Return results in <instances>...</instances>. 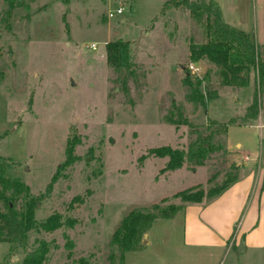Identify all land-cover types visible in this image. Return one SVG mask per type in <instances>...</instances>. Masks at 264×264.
I'll return each instance as SVG.
<instances>
[{
	"label": "rangeland",
	"instance_id": "obj_1",
	"mask_svg": "<svg viewBox=\"0 0 264 264\" xmlns=\"http://www.w3.org/2000/svg\"><path fill=\"white\" fill-rule=\"evenodd\" d=\"M166 1L0 0V157L8 161V178L22 182L29 197H41L35 220L56 213L63 222L51 233L30 231L23 247L0 243V264H20L40 241L48 249L43 264H120L117 252L109 258L108 242L129 210L180 205L174 193L205 189V180L215 171L220 180L230 164L264 186V107L252 125L226 126L223 164L212 157L194 170L184 164L163 171L167 159L149 155L162 146L183 149L189 126L241 122L253 86L248 73L245 87L221 88L212 64L192 61L188 45L203 39L202 30L186 10L164 5L160 12ZM235 3L251 19L257 0ZM117 6L121 13L108 18ZM262 25L264 36V19ZM112 41L128 43L136 71L127 95L105 62L104 46ZM188 64L202 71L191 77L207 75L203 90L217 95L204 109L184 100L181 79ZM172 102L187 123H166ZM73 138L75 159L62 167ZM182 216L180 210L171 219L157 218L142 235L140 250L126 253L122 264H225L234 234L216 254L200 253L204 248L189 239H197V232L183 234ZM198 218L194 212L192 223Z\"/></svg>",
	"mask_w": 264,
	"mask_h": 264
},
{
	"label": "trees",
	"instance_id": "obj_2",
	"mask_svg": "<svg viewBox=\"0 0 264 264\" xmlns=\"http://www.w3.org/2000/svg\"><path fill=\"white\" fill-rule=\"evenodd\" d=\"M4 1L9 5L17 2V0ZM167 1L161 10L165 7L164 5L166 8L170 7L174 10H186L190 18L202 30L203 39L188 45V56L192 61L197 62L203 59L212 64L215 68L217 85L220 87L243 88L246 86L248 73H252L253 86L250 102L245 107V116L241 122H235L232 119L226 123L207 120L202 127L189 126L191 138L183 149L162 146L151 149L149 155L167 159L163 171H174L180 169L184 164L190 170H194L203 166L212 157L216 164L221 161L223 164L226 157L224 146L226 126L250 124L256 118L258 111L263 110L264 46L255 44L248 34L223 23L216 5L211 1L205 3L195 0ZM128 51L129 47L126 41H112L104 46L105 62L115 72L117 86L125 95L128 92V83H134L137 78L134 66L129 61ZM183 70L185 74L181 79V86L184 89V100L204 109L205 102L216 96L213 90H203L207 75L204 73L202 77H191L188 71ZM172 106L174 113L164 118L166 123L175 126L181 122L187 123L182 119V108L173 102ZM75 144L74 138L67 140L66 159L62 163V167L70 165L74 161L72 151ZM6 161L0 157V243L23 247L30 231L51 233L59 229L63 222L56 213L42 221L35 220L34 213L41 197H29L28 188L22 182L7 177ZM218 174L219 171H215L205 180L207 186L205 189L195 186L174 193L173 198H178L180 205L168 204L159 207L155 204L149 210H129L111 234L108 242L111 250L109 258H114V252H117L118 260L122 264L126 253L140 250L142 235L150 229L157 218L171 219L189 204H207L230 185L245 177L248 171L230 164L226 169L221 170V178L216 181L215 178ZM49 184L46 186L47 191ZM67 224L71 225V221ZM47 252V245L40 241L22 257L20 264H43ZM79 264H84V262L81 260Z\"/></svg>",
	"mask_w": 264,
	"mask_h": 264
},
{
	"label": "crops",
	"instance_id": "obj_3",
	"mask_svg": "<svg viewBox=\"0 0 264 264\" xmlns=\"http://www.w3.org/2000/svg\"><path fill=\"white\" fill-rule=\"evenodd\" d=\"M206 1H211L216 5L223 23L248 34L255 44L264 46V36L260 32L263 29L264 19L262 0H257V3L254 4L255 10L251 19H249L246 10L238 9L236 0ZM117 8L122 9L120 6ZM234 93L240 94L238 91ZM262 119L264 120V114ZM252 124L253 122L243 126ZM234 147L237 148L238 144H235ZM196 205L189 204L183 210V230L185 232L183 234L197 232V239L189 238V235L188 238L192 239L194 245L204 248L200 253L216 254L217 250L224 247L233 233V243L228 248L230 258L225 264H264V186L262 182L259 185L257 182L254 183L253 175L247 174L241 180L230 185L210 203ZM243 210H245L244 216L239 217ZM194 212L199 214V223L196 225L194 222L192 223ZM187 228H189V232H187ZM215 260L214 264H224L220 261L215 263Z\"/></svg>",
	"mask_w": 264,
	"mask_h": 264
},
{
	"label": "built area",
	"instance_id": "obj_4",
	"mask_svg": "<svg viewBox=\"0 0 264 264\" xmlns=\"http://www.w3.org/2000/svg\"><path fill=\"white\" fill-rule=\"evenodd\" d=\"M121 13V8H116L114 11H109L108 13H107V17L108 18H111V17H113L114 15H118V14H120ZM89 48L91 49V50H94V49H96V45L95 44H91L90 46H89ZM186 69H187V71L189 72V73H192V74H194V75H196V76H199V74L202 72L201 71V68L199 67V66H194V65H192V64H188L187 66H186Z\"/></svg>",
	"mask_w": 264,
	"mask_h": 264
}]
</instances>
